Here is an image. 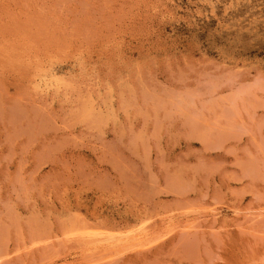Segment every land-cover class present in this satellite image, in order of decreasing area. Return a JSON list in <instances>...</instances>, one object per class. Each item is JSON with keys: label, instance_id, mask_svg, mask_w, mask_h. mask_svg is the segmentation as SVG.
Masks as SVG:
<instances>
[{"label": "rangeland", "instance_id": "374dc122", "mask_svg": "<svg viewBox=\"0 0 264 264\" xmlns=\"http://www.w3.org/2000/svg\"><path fill=\"white\" fill-rule=\"evenodd\" d=\"M0 264H264V0H0Z\"/></svg>", "mask_w": 264, "mask_h": 264}]
</instances>
